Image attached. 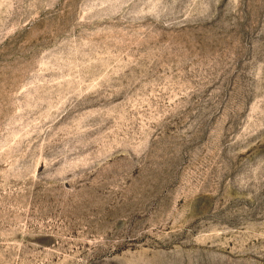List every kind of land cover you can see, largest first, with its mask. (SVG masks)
Instances as JSON below:
<instances>
[{
    "label": "rangeland",
    "instance_id": "1",
    "mask_svg": "<svg viewBox=\"0 0 264 264\" xmlns=\"http://www.w3.org/2000/svg\"><path fill=\"white\" fill-rule=\"evenodd\" d=\"M0 264H264V0H0Z\"/></svg>",
    "mask_w": 264,
    "mask_h": 264
}]
</instances>
